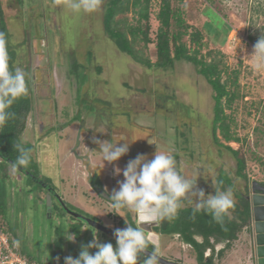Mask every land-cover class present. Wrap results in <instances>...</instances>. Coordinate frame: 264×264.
Listing matches in <instances>:
<instances>
[{
    "label": "rangeland",
    "instance_id": "rangeland-1",
    "mask_svg": "<svg viewBox=\"0 0 264 264\" xmlns=\"http://www.w3.org/2000/svg\"><path fill=\"white\" fill-rule=\"evenodd\" d=\"M107 1L86 13L73 12L68 0H0L10 45L17 53L14 67L27 68L32 92V110L21 139L33 146L41 177L50 179L64 205L104 227L124 229L125 216L134 219V212L114 209L88 181L97 177L100 190L111 196L119 190L127 163L138 154L150 160L156 151L170 152L180 173L196 175V187L206 195L215 194L216 180L225 174L235 185L234 202L235 194L249 192L251 181L264 183V59L253 54L264 34V0H170L184 27H189L187 33H201L197 57L220 62L221 82L236 73V85L227 81V89L237 90L239 98L230 108L223 106L230 132L241 142H225L219 129L215 136L238 150L247 182L236 178L232 155L213 142L212 90L205 79L185 61L171 69L146 68L120 52L102 27ZM158 9L159 0H150V42L134 45L150 63L156 59ZM115 18L136 26L131 11ZM140 27L145 29L144 22ZM182 43L193 49L187 35ZM94 139L131 144L126 155L109 163L102 160ZM0 185L6 195L8 228L19 232L22 250L38 264H64L65 257H78L95 232L100 243L115 248L114 239L88 225L80 226L78 240L68 241L62 234L72 235V224L80 219L65 214L54 198L48 212L45 193L34 185L27 188V178L10 165L0 163ZM193 199L190 193L181 209L195 208ZM154 248L165 260L198 264L193 250L177 236H161Z\"/></svg>",
    "mask_w": 264,
    "mask_h": 264
},
{
    "label": "trees",
    "instance_id": "trees-1",
    "mask_svg": "<svg viewBox=\"0 0 264 264\" xmlns=\"http://www.w3.org/2000/svg\"><path fill=\"white\" fill-rule=\"evenodd\" d=\"M149 4L150 0H108L103 9L102 16V27L105 34L120 52L128 55L135 63L143 65L146 68H159L163 70L171 69L176 62L181 61L190 63L196 68L197 74L205 79L212 90L214 113L212 121L213 142L219 148L225 147V149L232 155L235 160L236 178H242L244 182H247V176L244 173L245 162L241 157H239L238 150H232L229 146H224L215 136V130L219 129L221 137L225 142H241L235 134L230 132V124L228 123V117L224 114L223 106L225 104L226 108H230L231 104L239 98L237 90L227 89V81H230L233 86L236 85V73L233 74L232 78L227 77L226 82H221V69L219 68L220 62L216 61L214 58L207 62L203 56L199 58L197 57L199 48L202 47L200 44L202 39L201 33L197 30L192 31L189 34L187 33L189 27H184V22L181 19L179 12L172 9L170 0H159V9L156 14V20L159 26L154 37L155 62L150 63L149 60L141 57L139 52L135 50L134 45L139 40L143 42L144 46L150 42V39L147 36ZM128 11L135 14L136 26L128 25L124 18L120 20L115 18L118 15L126 14ZM142 22H144L145 25L144 30H141L140 27ZM172 26L178 30L173 32ZM228 31L229 28L226 27L224 30V37ZM0 32L5 33L6 48L9 57V69L14 70L17 53L10 45V35L1 9ZM185 35H187L189 43L193 45V49L191 51L186 47V44L182 43V37ZM207 55L209 56L210 53L208 52ZM98 70L100 71V69ZM24 72L26 73L25 79L29 91L26 96L18 98L13 103L11 108L8 109V111L14 113V115L7 121L3 128H0V158H3L0 159V163L2 165H10V162H14L16 156L18 155L15 151L14 145L22 143L24 147L31 148L32 158L29 166L23 170L27 171L32 176L39 178L44 184L54 189L50 179L41 177L39 170L36 167L35 160L32 156L33 146L29 143L23 142L21 139V134L25 129L26 119L32 110V92L30 88V80L28 79L27 68ZM75 119H78V117H75ZM255 129L257 132L258 129ZM16 172L20 173L18 171ZM27 182V188H31L29 185H34L41 189L44 193L46 192L41 186L37 185L29 178H27ZM217 189H230L231 192H234L235 185L225 174L224 178L220 177L216 180L215 190ZM4 191V188L0 185V222L1 224L3 223V225L8 222V206ZM242 195V192H240V194H235L237 201H235L234 206L229 209L232 216L227 214L223 223H218L214 220L210 213H206L204 211H194V208L192 207H185L178 210L177 214L172 219H160L159 224L155 227L154 231L161 235H178L181 242L190 246L193 250L198 264H213V242H225V248H229L231 242L237 239V234L247 222L248 204L246 198ZM66 207L69 208L68 205H66ZM71 218L73 217L71 216ZM81 225H83L82 222H79V224L76 225L72 224L71 233L75 235L77 240L79 239L78 233ZM131 225L136 227L135 223L131 222ZM10 231V227L8 228L7 224L5 232H7L15 241H19V232ZM195 237H200L201 241H197ZM211 240L213 242H211ZM18 249L19 252L26 255L29 260L35 261L29 254L24 253L20 242L18 243ZM207 250H209L211 254L209 257L205 258L204 253ZM221 253L222 252L220 251L218 252V257ZM146 258L147 257L141 255L139 257L138 264H143V260Z\"/></svg>",
    "mask_w": 264,
    "mask_h": 264
},
{
    "label": "clouds",
    "instance_id": "clouds-1",
    "mask_svg": "<svg viewBox=\"0 0 264 264\" xmlns=\"http://www.w3.org/2000/svg\"><path fill=\"white\" fill-rule=\"evenodd\" d=\"M102 2L103 0H68V7L73 12L91 13L97 11ZM253 54L264 59V36L255 44ZM25 77L26 73L22 68L9 69L5 33L0 32V128L14 115L8 109L18 98L28 94ZM94 142L99 145L102 160L109 163L126 155L131 144L125 141L119 144L102 142L99 139H94ZM14 148L18 155L14 162H10L12 169L19 171L27 168L32 159L31 148L24 147L22 143L15 144ZM116 172L119 174L120 169H116ZM122 175L124 179L119 182V190L110 196L111 206L135 212L141 222L174 218L190 193L194 198V211L210 213L218 223H223L229 209L234 206L230 189H217L215 194L206 195L203 189L196 187L197 176L189 178L181 174L175 157L167 151H156L150 160L145 154H138L127 163ZM62 235L70 242L75 240L74 234L65 232ZM115 237L114 248L112 243H100L97 233H93V240L81 247L78 257L67 256L64 264H138V257L149 247L142 225L117 229ZM89 249L96 251L91 253ZM159 258L153 251L143 260V264H160Z\"/></svg>",
    "mask_w": 264,
    "mask_h": 264
},
{
    "label": "water",
    "instance_id": "water-1",
    "mask_svg": "<svg viewBox=\"0 0 264 264\" xmlns=\"http://www.w3.org/2000/svg\"><path fill=\"white\" fill-rule=\"evenodd\" d=\"M18 172H20L25 177L29 178L31 181L35 182L37 185L41 186L44 190L47 191L45 195V206L48 212L51 210L52 198H55L65 213L69 214L72 217L80 219L93 229L116 240L114 230L104 227L94 220L84 218L79 214H76L75 212L67 209V207L60 200L56 191L52 187L44 184L42 181H40L39 178L32 176L30 173L23 169L19 170ZM245 198L248 204V219L244 229L245 231H248L251 263L264 264V183L251 181L250 190ZM136 217L137 226L142 225L149 243L157 246L158 235L151 230V227L157 226V220L141 222L140 218L137 215ZM151 253V251L146 250L145 253L141 255L147 257V255H150ZM159 259L160 264H181L179 262L165 260L162 257H160Z\"/></svg>",
    "mask_w": 264,
    "mask_h": 264
},
{
    "label": "crops",
    "instance_id": "crops-1",
    "mask_svg": "<svg viewBox=\"0 0 264 264\" xmlns=\"http://www.w3.org/2000/svg\"><path fill=\"white\" fill-rule=\"evenodd\" d=\"M214 187V184L211 183ZM240 194V193H239ZM247 194H243L242 196L245 198ZM237 201V199H236ZM229 216H232L231 212H228ZM246 225V224H245ZM242 227L241 231L237 234V239L231 242L229 248H225V242H216L214 244V251L212 253L213 264H252L250 259V251H249V238L248 231H245L244 227ZM173 236V235H171ZM200 239V237H199ZM201 241V240H200ZM184 244V243H183ZM186 245V244H184ZM188 246V245H186ZM190 247V246H188ZM185 249V248H184ZM222 252L218 257V252ZM194 254V253H193ZM210 251L207 250L204 253V257L207 258L210 256ZM193 257V256H192ZM192 257H190L192 259ZM195 259V256H194ZM175 260V258H174ZM181 262V261H177ZM183 263V262H182Z\"/></svg>",
    "mask_w": 264,
    "mask_h": 264
},
{
    "label": "built area",
    "instance_id": "built-area-1",
    "mask_svg": "<svg viewBox=\"0 0 264 264\" xmlns=\"http://www.w3.org/2000/svg\"><path fill=\"white\" fill-rule=\"evenodd\" d=\"M0 225V264H38L19 252L16 241Z\"/></svg>",
    "mask_w": 264,
    "mask_h": 264
},
{
    "label": "flooded vegetation",
    "instance_id": "flooded-vegetation-1",
    "mask_svg": "<svg viewBox=\"0 0 264 264\" xmlns=\"http://www.w3.org/2000/svg\"><path fill=\"white\" fill-rule=\"evenodd\" d=\"M99 178V177H98ZM89 185H90V187L93 189V190H95V193L96 194H99V195H101V197L103 198H105V200H107V202L111 205V201H110V196H108L107 194H105V192H103V191H101L100 190V188H99V186H100V182L98 181V179H97V177H91L90 179H89ZM55 190V189H54ZM46 191V190H45ZM46 193H47V191L45 192V195H46ZM53 199V198H52ZM55 199V198H54ZM56 200V199H55ZM56 202H57V200H56ZM59 204V203H58ZM60 205V204H59ZM111 207V206H110ZM61 208V207H60ZM112 208V207H111ZM67 209H69V208H67ZM61 210H62V208H61ZM69 210H71V209H69ZM72 211V210H71ZM67 214V213H66ZM134 219L130 216V215H126L125 216V222H127V223H124V226H125V228L126 227H128V226H132L131 225V222L132 223H135V226H137V222H136V213L134 212ZM81 216H83V215H81ZM84 218H87L86 216H83ZM88 219H90V218H88ZM91 220H93V219H91ZM95 221V220H94ZM159 221H160V219H157V223L159 224ZM79 222H82L83 223V225H86L87 226V224H85L83 221H81V220H79ZM97 222V221H96ZM158 224H157V226H158ZM156 226V227H157ZM119 229V228H118ZM112 230H114V229H112ZM151 230L153 231V232H155L154 230H155V227H151ZM114 231H116V230H114ZM101 233V232H100ZM157 235H158V244H159V239L161 238V236H168V235H161V234H159V233H157V232H155ZM103 234V233H102ZM173 236H177L178 238H179V236L178 235H173ZM197 238L198 237H195V239L197 240ZM116 241V240H115ZM198 241V240H197ZM158 246V245H157ZM147 250H149V251H151V252H153V251H155V248H154V245L153 244H151V243H149V247H148V249ZM156 252V251H155Z\"/></svg>",
    "mask_w": 264,
    "mask_h": 264
}]
</instances>
